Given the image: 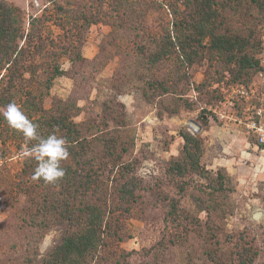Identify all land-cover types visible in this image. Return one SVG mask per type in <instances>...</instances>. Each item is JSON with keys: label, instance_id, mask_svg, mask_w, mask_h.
<instances>
[{"label": "rangeland", "instance_id": "obj_1", "mask_svg": "<svg viewBox=\"0 0 264 264\" xmlns=\"http://www.w3.org/2000/svg\"><path fill=\"white\" fill-rule=\"evenodd\" d=\"M0 1L18 9L24 36L16 63L0 70V108L21 105L40 136L47 120L66 117L86 136L81 161L93 170L107 164L87 194L104 218L100 248L85 264H264V83L253 68L239 72L211 52L207 39L190 65L174 53L147 61L178 34L173 25L189 20L192 5ZM208 1L218 12L215 33L238 37L253 58L264 0ZM53 66L64 75L46 88ZM181 132L200 142V173L173 170L183 156ZM106 144L116 147L114 164ZM25 147L22 134L0 123V264H48L77 228L59 216V189L32 179Z\"/></svg>", "mask_w": 264, "mask_h": 264}, {"label": "trees", "instance_id": "obj_2", "mask_svg": "<svg viewBox=\"0 0 264 264\" xmlns=\"http://www.w3.org/2000/svg\"><path fill=\"white\" fill-rule=\"evenodd\" d=\"M184 5H192L193 11L188 14V21H180L174 23L173 26L178 28L172 40L169 38L168 42L158 45L157 50L149 54L147 61L151 65L160 62L162 59L169 57L173 53L176 55L180 63L192 64L193 59L198 57L201 49L205 46L203 42L207 39L209 50L218 55L225 56L229 64L237 67L238 71H245L248 68H253L254 71L258 70V51H259V34L262 27L259 28L258 38L254 42V56L248 58L244 53V45L238 37L227 36L215 33V25L218 18V12L212 8L208 0H183ZM173 15L177 12L172 10ZM19 11L17 8L0 1V70L8 69L11 64L17 61V57L24 50L18 49L17 40L23 39V34L18 27ZM33 27L34 19L31 21ZM29 38L26 35L25 40ZM29 44V43H28ZM36 55L44 53L47 55L48 51L36 50ZM79 55H76V59ZM15 59V60H14ZM6 67V68H5ZM64 72L58 66H53L50 76L46 80V88L50 86L51 81L59 76H63ZM3 106V105H0ZM0 123H6L3 117H0ZM47 132L43 137L50 133L60 132L63 137L68 141L69 158L62 161V167L65 168L66 174L63 179L59 180L56 184H50L53 188L59 189L63 196L62 201L58 202L59 210L62 221H68L70 225L74 223L77 228L69 235L64 237L60 243L54 246L52 251L46 258L48 264H85L86 261L93 258L100 248L102 234L101 228L103 227V215L100 208L97 207L96 201L92 203L91 196H87L89 192H93L94 188L99 187L98 182L101 175L104 173L107 164L98 165L94 170L90 162H82L81 159L89 156L88 145L85 142L86 136L80 133L77 125L68 121L62 115L51 118L46 122ZM180 138L183 140L182 147V160L177 161L173 166V170L177 175L183 176L188 171L198 172V159L201 153L200 142L197 138L189 135L188 133H180ZM105 143V142H104ZM105 152L110 158H113V164L119 155H115V145H105ZM30 163H25L24 166L31 170L33 175L36 162L30 158L26 160ZM71 161V163H66ZM35 162V164L33 163ZM88 165L87 170H83V165ZM200 173V172H198ZM220 178V177H219ZM222 182V177L220 178ZM42 185H46L42 180H37ZM223 186L220 183L218 190H222ZM123 195L131 194L125 187L119 190ZM79 196H83L84 200L77 203L76 200ZM77 205V207L75 206ZM77 212L78 217L73 218V213ZM62 213L65 215L63 216ZM245 264L247 262H244Z\"/></svg>", "mask_w": 264, "mask_h": 264}, {"label": "clouds", "instance_id": "obj_3", "mask_svg": "<svg viewBox=\"0 0 264 264\" xmlns=\"http://www.w3.org/2000/svg\"><path fill=\"white\" fill-rule=\"evenodd\" d=\"M0 117H3L7 126L15 132L22 134L25 142L23 156L31 158L36 162L32 179L42 180L45 184H56L63 179L66 170L62 167V161L69 158L68 141L55 132L46 137L40 136L39 125L34 123L22 110L21 105L15 101L9 102L0 108ZM36 141L32 147L27 145ZM259 220V214L252 217Z\"/></svg>", "mask_w": 264, "mask_h": 264}, {"label": "built area", "instance_id": "obj_4", "mask_svg": "<svg viewBox=\"0 0 264 264\" xmlns=\"http://www.w3.org/2000/svg\"><path fill=\"white\" fill-rule=\"evenodd\" d=\"M259 51H258V70L256 73V77L264 83V28L261 30L259 35ZM240 90L237 91L238 94H244V87H239ZM261 142H264L262 139Z\"/></svg>", "mask_w": 264, "mask_h": 264}]
</instances>
